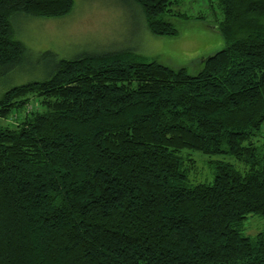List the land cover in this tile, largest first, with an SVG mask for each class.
I'll return each instance as SVG.
<instances>
[{"label": "trees", "instance_id": "obj_1", "mask_svg": "<svg viewBox=\"0 0 264 264\" xmlns=\"http://www.w3.org/2000/svg\"><path fill=\"white\" fill-rule=\"evenodd\" d=\"M157 36L180 0H135ZM225 47L192 74L133 51L55 59L0 97V264H264V0H217ZM74 0H0V72L26 47L19 13L70 14ZM213 6V4L211 5ZM37 103L26 111L27 104ZM15 120H14V119ZM9 119V120H8ZM186 150L229 154L192 182Z\"/></svg>", "mask_w": 264, "mask_h": 264}, {"label": "rangeland", "instance_id": "obj_2", "mask_svg": "<svg viewBox=\"0 0 264 264\" xmlns=\"http://www.w3.org/2000/svg\"><path fill=\"white\" fill-rule=\"evenodd\" d=\"M74 1L73 11L64 17L46 18L26 13L13 17L14 36L23 42L26 51L19 64L0 72V97L13 86L48 78L56 66L52 56H42L48 51L56 53L57 58H74L83 53L98 55L133 51L169 66H185L195 74L200 69L198 58L203 53L211 54L225 47L222 35L210 28L222 19L217 0H180L174 4L176 11L204 17L201 20L172 18L181 31L177 37L154 35L135 0ZM36 105L35 101L27 104L26 111ZM0 122L5 120L0 118ZM253 140L264 149V124ZM186 151L195 159V165L189 171V177L195 183L213 180L212 164L217 160L232 162L240 170L245 168L229 154ZM263 229L264 217L250 215L245 220L243 232L254 235Z\"/></svg>", "mask_w": 264, "mask_h": 264}, {"label": "crops", "instance_id": "obj_3", "mask_svg": "<svg viewBox=\"0 0 264 264\" xmlns=\"http://www.w3.org/2000/svg\"><path fill=\"white\" fill-rule=\"evenodd\" d=\"M202 55H205V53H203ZM202 55H201V56H202Z\"/></svg>", "mask_w": 264, "mask_h": 264}]
</instances>
